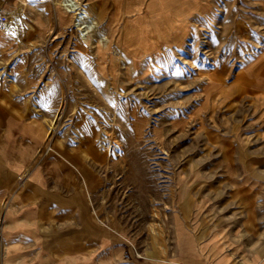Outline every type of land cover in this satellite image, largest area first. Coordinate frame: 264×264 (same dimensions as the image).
Returning a JSON list of instances; mask_svg holds the SVG:
<instances>
[{
    "label": "rangeland",
    "instance_id": "1",
    "mask_svg": "<svg viewBox=\"0 0 264 264\" xmlns=\"http://www.w3.org/2000/svg\"><path fill=\"white\" fill-rule=\"evenodd\" d=\"M262 3L222 0L212 21L178 43L165 39L185 38L178 19L194 3L152 9L132 34L90 1L81 0L94 10L90 35L62 0L11 9L0 31V107L45 117L47 147L98 150L84 155L102 188L88 197L83 227L100 234L84 243L109 237L123 253L165 261L175 213L199 211L224 227L253 205L264 244V100L243 69L264 55Z\"/></svg>",
    "mask_w": 264,
    "mask_h": 264
},
{
    "label": "crops",
    "instance_id": "2",
    "mask_svg": "<svg viewBox=\"0 0 264 264\" xmlns=\"http://www.w3.org/2000/svg\"><path fill=\"white\" fill-rule=\"evenodd\" d=\"M33 1L4 0V10L10 14L16 6L22 9ZM82 1L96 3L109 26L128 31L137 27L135 18L149 21L152 9L194 3L178 19L186 26L181 35L185 38L165 39L170 43L184 42L191 30L212 21L222 7V0ZM165 16L161 17L175 19ZM263 60L264 55L261 59L257 55L243 67L258 100H264ZM48 131L45 117L20 116L0 107V264H264V244L259 242L262 218L253 205L236 212L224 227L207 225L199 211L175 213L174 244L165 261L123 253L125 248L112 245L109 237L84 243V234H100L98 228L83 227L92 217L88 197L102 188L98 164L87 162L84 155L97 156L98 150L50 143L47 151ZM99 250L107 254L100 255Z\"/></svg>",
    "mask_w": 264,
    "mask_h": 264
},
{
    "label": "bare ground",
    "instance_id": "3",
    "mask_svg": "<svg viewBox=\"0 0 264 264\" xmlns=\"http://www.w3.org/2000/svg\"><path fill=\"white\" fill-rule=\"evenodd\" d=\"M62 3L66 7V9L68 11H70V12H76V17H77L76 18V20H77L76 23H77V25L81 28L82 34L88 35L92 31V29L94 27V23H92V22H89L88 23L87 19L91 16V13L94 10L91 7H90V9H88L86 7H82L81 6V1H79V0H65V1L62 0ZM10 16L11 15H9V18L11 20V17ZM10 20H9V22H10ZM0 31H3V30H0ZM87 39H88L87 41H89L90 38L87 37Z\"/></svg>",
    "mask_w": 264,
    "mask_h": 264
},
{
    "label": "built area",
    "instance_id": "4",
    "mask_svg": "<svg viewBox=\"0 0 264 264\" xmlns=\"http://www.w3.org/2000/svg\"><path fill=\"white\" fill-rule=\"evenodd\" d=\"M9 15L4 10V0H0V30H5L8 27ZM46 150H50V147H47Z\"/></svg>",
    "mask_w": 264,
    "mask_h": 264
}]
</instances>
